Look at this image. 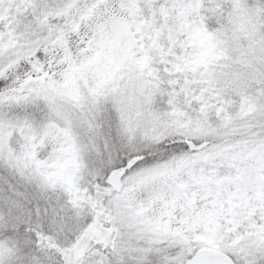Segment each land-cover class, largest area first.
<instances>
[{
  "label": "snow or ice",
  "instance_id": "6c2138e0",
  "mask_svg": "<svg viewBox=\"0 0 264 264\" xmlns=\"http://www.w3.org/2000/svg\"><path fill=\"white\" fill-rule=\"evenodd\" d=\"M0 264H264V0H0Z\"/></svg>",
  "mask_w": 264,
  "mask_h": 264
}]
</instances>
